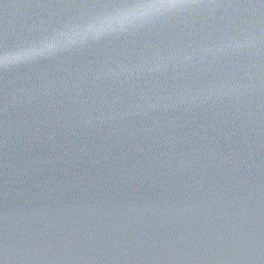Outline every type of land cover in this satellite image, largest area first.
<instances>
[{"label": "water", "instance_id": "water-1", "mask_svg": "<svg viewBox=\"0 0 264 264\" xmlns=\"http://www.w3.org/2000/svg\"><path fill=\"white\" fill-rule=\"evenodd\" d=\"M49 31L0 69V264H264V4L0 0Z\"/></svg>", "mask_w": 264, "mask_h": 264}, {"label": "snow or ice", "instance_id": "snow-or-ice-1", "mask_svg": "<svg viewBox=\"0 0 264 264\" xmlns=\"http://www.w3.org/2000/svg\"><path fill=\"white\" fill-rule=\"evenodd\" d=\"M110 8L118 10V14L131 17H145L164 15L175 12L179 9H186L196 6H207L214 3H221L224 0H100ZM264 4V0H260ZM90 27H95L93 22ZM63 37L58 31H49L39 36L32 46H20L10 48L7 45H0V69L5 68L12 62H23L38 55V50L48 47H55L62 41Z\"/></svg>", "mask_w": 264, "mask_h": 264}]
</instances>
